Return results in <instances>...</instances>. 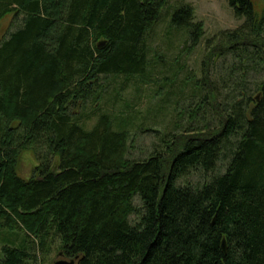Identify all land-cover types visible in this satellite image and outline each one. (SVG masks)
<instances>
[{
	"label": "trees",
	"instance_id": "obj_1",
	"mask_svg": "<svg viewBox=\"0 0 264 264\" xmlns=\"http://www.w3.org/2000/svg\"><path fill=\"white\" fill-rule=\"evenodd\" d=\"M228 3L246 21L209 45L193 118L133 158L137 111H116L101 79L149 76L168 0H0V19L21 20L0 41V264H36L52 242L77 264H264V18L252 0ZM170 25L204 32L187 3ZM31 144L38 175L23 178Z\"/></svg>",
	"mask_w": 264,
	"mask_h": 264
},
{
	"label": "rangeland",
	"instance_id": "obj_2",
	"mask_svg": "<svg viewBox=\"0 0 264 264\" xmlns=\"http://www.w3.org/2000/svg\"><path fill=\"white\" fill-rule=\"evenodd\" d=\"M252 2L257 20L264 18V0H252ZM179 3L190 4L194 9V20L201 22L203 26V35L197 42L188 40L186 32L170 25L173 9ZM167 9L163 8L165 20L157 25L153 34L150 54L153 66L152 70L149 69V76L144 78L145 80L139 77L127 79L124 76H108L101 79V83L108 85L109 90L113 86L118 90L117 101L114 104L116 111L123 109L122 106L127 104L132 106V110L137 111L138 118L131 126L132 138L128 152L129 157L133 158H144L154 148L164 149L162 148L163 140H161L164 138L163 132L174 129L175 124L184 126L191 120L190 118H193L192 112L188 115L187 106L191 108L195 105L191 104L188 93L191 91V86L202 75V69L207 63V53L211 49L209 45L219 43L225 38L223 34L226 31H233L246 21L245 17H238L234 13L228 0H168ZM20 22L21 20L14 13H8L2 17L0 19V41ZM158 57L161 60L158 61L156 59ZM234 60L232 54L218 57L210 70L215 77H219L224 74L228 65H232ZM162 63L164 68L160 70ZM156 65L158 68L155 67ZM152 74L154 77L150 79ZM166 77L169 79L167 80ZM169 90H173V93L169 95L168 100L164 101ZM102 101L101 107L105 108L103 104L105 99ZM74 108L75 112H78L76 114L81 113V105ZM93 122H88V124L91 125ZM38 165L34 145L31 144L28 148L21 150L17 165V172L21 177L29 178L34 174L38 175L36 170ZM189 180L194 182L197 176L194 175ZM134 203L136 206L141 205L138 196L134 198ZM130 218L137 220V214H131ZM8 233V228H0V252ZM22 236L23 233H20V237ZM60 253L62 251L59 243L52 242L48 251L38 250L39 262L36 264H52L61 257ZM63 257L67 258L64 255ZM76 260L78 262V259Z\"/></svg>",
	"mask_w": 264,
	"mask_h": 264
},
{
	"label": "water",
	"instance_id": "obj_3",
	"mask_svg": "<svg viewBox=\"0 0 264 264\" xmlns=\"http://www.w3.org/2000/svg\"><path fill=\"white\" fill-rule=\"evenodd\" d=\"M104 42H100L99 46H102ZM223 247H225V243H223ZM63 253H60V258L56 259L52 264H77L78 257L75 258H64Z\"/></svg>",
	"mask_w": 264,
	"mask_h": 264
}]
</instances>
